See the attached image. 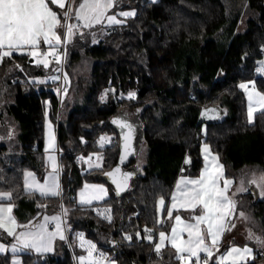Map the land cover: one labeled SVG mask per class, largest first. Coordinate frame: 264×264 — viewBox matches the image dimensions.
<instances>
[{
	"label": "trees",
	"instance_id": "trees-1",
	"mask_svg": "<svg viewBox=\"0 0 264 264\" xmlns=\"http://www.w3.org/2000/svg\"><path fill=\"white\" fill-rule=\"evenodd\" d=\"M127 10L136 15L117 26L84 29L83 39L75 36L61 65L53 62L45 69L27 54H14L0 63V191L12 192L15 218L27 224L37 216L61 214L63 205L68 209L64 219L77 257L82 251L76 248V235L83 231L116 264H179L170 246L162 249V258L157 256L144 227L156 230L151 235L155 240L160 231L170 229L171 221L163 216L171 193L180 175L200 174L201 149L206 143L224 165L227 177L235 184L245 181L248 188L235 199L236 211L253 218L250 230L264 237V195L256 200L249 192L253 184L248 183L252 172L264 170V111L250 122L247 93L240 87L254 78L260 61L264 0H117L112 13ZM243 22L244 29L239 30ZM62 66L68 84L60 101L59 79L51 77H60V70L54 69ZM255 88L264 93V80H255ZM130 92L135 93L133 98ZM209 106L221 107L224 118L199 124L202 109ZM47 108L61 151L57 197L27 193L24 187L25 171L35 172L40 179L47 172ZM127 108L141 109L136 119L147 155L130 189L119 197L99 175L118 163L120 136L111 121L121 114L130 119ZM101 133L115 144L103 146L98 140ZM98 153L103 155V166L88 168L85 157ZM135 165L136 159L128 167ZM85 183L106 185L110 197L99 204L80 205L77 194ZM161 197L165 206L160 221ZM95 205L111 206L113 223L94 216L91 207ZM237 219L238 215L233 222ZM234 230L226 231L220 252L233 244H249L255 255L248 264H264V247L248 237L237 238ZM0 241H9L1 230ZM11 258L0 254V264H11ZM22 261L73 264L66 241L53 254L25 253Z\"/></svg>",
	"mask_w": 264,
	"mask_h": 264
},
{
	"label": "snow or ice",
	"instance_id": "snow-or-ice-1",
	"mask_svg": "<svg viewBox=\"0 0 264 264\" xmlns=\"http://www.w3.org/2000/svg\"><path fill=\"white\" fill-rule=\"evenodd\" d=\"M62 10L58 12L54 10ZM117 6V0H0V62L5 57L11 58L14 53L27 54L35 58L37 65H42L45 69L55 62L56 65L62 64V59L67 54V45L73 41L77 35L83 39L84 29H92L97 25L121 24L120 17H134L135 11H120L110 14V10ZM75 20V23L69 21ZM62 30V31H58ZM93 42H95L94 33ZM46 46V50H41V45ZM63 48V51H61ZM19 67V65H16ZM22 70V69H21ZM59 71V67L54 69ZM258 72L264 74V61L260 62ZM59 76H52V80H58ZM249 85L252 86L249 90ZM240 87L248 94V117L251 122L252 113L255 110L254 104L264 108V93L255 89V81H248L240 84ZM66 93V89H65ZM129 98H133L135 93H128ZM215 109L205 110V112ZM119 125L124 138V154L120 159L123 161L126 155L132 150L131 142L135 129L126 119H116L113 121ZM49 127L51 125L49 124ZM105 138L101 137L103 145ZM54 143V138H49L48 148ZM205 166L200 175L195 178L181 177L176 185L175 191L171 193V206L167 208L168 219H173V211L179 212L180 209L190 210L189 219L194 222H186L181 215L174 216L175 224L171 227V235L164 231L159 232V242L154 245L157 256L162 258V249L166 246V241L175 249V258L180 264H209L213 253L220 247V241L226 230L235 227L233 219L236 215L245 221H253L245 212L236 211V201L229 196V189L234 181L224 174V166L219 162V157L210 152L209 146H203ZM52 161L53 171L45 178L44 183H40L35 174L25 171L24 187L26 190L39 192L41 197L60 196V185L56 162L54 156H49ZM83 159V157H81ZM89 159H91L89 157ZM99 159V157H98ZM186 162H190L186 159ZM99 166V165H97ZM111 177L112 183L116 185L117 195L128 186V178L132 173H123L119 167L107 172ZM245 181L241 179L238 191H246ZM248 183L261 189L264 195V170L252 172ZM106 189L102 184H85L79 193L81 204H90L93 200H100L106 195ZM7 200L9 203H0V229H3L9 236H12L16 243L11 245V252L15 257L18 251L24 249L34 250L37 253L53 251V242L58 237L66 240L64 234L63 216L68 214V209L61 205V214L44 216L39 223L29 221L28 224L20 225L12 215L14 205L11 191H0V201ZM159 209H164L165 200L161 197L158 201ZM40 207V205H37ZM200 211L197 214L196 209ZM109 211L108 209L105 210ZM100 214V213H98ZM111 221V216L105 217ZM254 222V221H253ZM49 224H54V230H49ZM17 228L24 231L17 232ZM151 230L145 229V232ZM187 233V239L184 238ZM139 235V233H137ZM76 239L79 246L86 252L78 259L80 264H115V261L103 253L99 252L96 244L84 238L83 233H78ZM126 239L131 240L130 236ZM149 241L153 239L151 235L146 237ZM248 239L264 247V237L256 235L250 229ZM7 246L0 244V252H6ZM201 253L204 254L202 259ZM252 255V249L246 245L243 248L233 246L219 256L216 264H246L247 259ZM194 258V260H193ZM13 264H20L18 259L13 260Z\"/></svg>",
	"mask_w": 264,
	"mask_h": 264
},
{
	"label": "crops",
	"instance_id": "crops-1",
	"mask_svg": "<svg viewBox=\"0 0 264 264\" xmlns=\"http://www.w3.org/2000/svg\"><path fill=\"white\" fill-rule=\"evenodd\" d=\"M145 1H148V2H157L158 0H145ZM53 8H54V10H57L56 8H55V6H53ZM114 9V8H113ZM113 9H111L110 10V14H113L112 13V10ZM127 11H132V10H127ZM120 12V11H119ZM128 18H131V17H128ZM117 19H119V20H122V21H124L125 19H127V18H125V17H120V16H117ZM73 21V23H75L76 21L73 19L72 20ZM122 24V23H121ZM117 25H120V24H113V25H105V26H109V27H112V26H117ZM97 26H99V25H97ZM256 89V88H255ZM249 90H251V89H249ZM257 91H259V92H261L259 89H256ZM261 93H263V92H261ZM248 105H249V101H248V94H247V108H248ZM254 108H255V110L253 111V113H252V119H251V122H253L254 121V117H255V115L256 114H258V113H260V112H262V111H264V108H260L258 105H255L254 104ZM131 119V118H130ZM58 145V148H57V150L55 151V150H52V151H48V152H45V150H44V153H45V164H46V166H47V172H46V174H45V176L42 178V179H40L38 176H37V174L35 173V172H33V171H28V172H32V173H34L35 174V177H36V179L40 182V183H44V180H45V178L48 176V174L50 173V172H52L53 171V169H52V161H50L49 159H48V157L51 155V156H54L55 157V162H56V171H57V173H58V182H59V185H60V188H61V170H62V168H61V163H60V155H61V151H60V148H59V143L57 144ZM213 155H216V154H214L213 153ZM219 162L221 163V161H220V159H219ZM222 164V163H221ZM204 166H205V160H204V158H203V167H202V169H201V171L203 170V168H204ZM224 166V165H223ZM224 174H225V176L227 177V174H226V170H225V167H224ZM200 175V174H199ZM198 175V176H199ZM190 177V178H195V177H198V176H195V177H193V176H189V175H185V174H182V175H180L179 176V178H178V180L181 178V177ZM229 178V177H228ZM231 179V178H230ZM177 180V181H178ZM233 181H234V179H232ZM177 183V182H176ZM234 183H235V181H234ZM234 183H233V185L231 186V188L229 189V196L232 198L233 196V192H234V188H235V186H234ZM85 184H88V185H93V184H101V183H85ZM104 187H105V189H106V195L102 198V199H100V200H93L92 201V203H90V204H81L80 202H79V193H80V191L84 188V186L81 188V190L78 192V194H77V201H78V203L80 204V205H82V206H90V205H94V204H99V203H102L103 201H105L106 199H108L109 197H110V192H109V188L106 186V185H104V184H102ZM25 191L27 192V193H31V194H37V195H39L40 196V194H39V192H35V191H32V190H26L25 189ZM173 191H175V188H174V190ZM48 197H52V196H48ZM57 197V196H56ZM233 199V198H232ZM11 202V201H10ZM0 203H5V204H7V203H9V201H7V200H3V201H0ZM12 203V202H11ZM165 206V205H164ZM171 206V200H170V203H169V205H168V208ZM167 210V209H166ZM199 211H200V209L199 208H197L196 209V213L198 214L199 213ZM187 213V214H186ZM176 214H179V215H181L183 218L182 219H184L186 222H194V221H191L190 219H189V217L191 216V211L190 210H184V209H180L179 210V212L177 213V211H173V219H168L167 218V215H166V211L164 212V216H163V218L165 217V220H169V221H171V226H172V224L174 225V216L176 215ZM12 215L14 216V207H13V209H12ZM53 215H60V213L59 214H52V215H43L42 217H41V220H40V222L43 220V217L44 216H53ZM184 215V216H183ZM15 217V216H14ZM16 219V218H15ZM16 221H17V219H16ZM18 222V221H17ZM32 222L33 223H37V221H35L34 219L32 220ZM39 223V222H38ZM18 224H20L19 222H18ZM28 224V223H27ZM20 225H24V224H20ZM54 225V224H53ZM62 227H63V229H64V226H63V224H62ZM1 231H3L6 235H7V237L9 238V241H6V242H3V241H0V244H3V245H6L7 246V251L6 252H0V254H10L11 256H12V258H11V264H13V260H14V258L15 259H18L19 260V262H20V264H23V261H22V255L23 254H25V253H34V254H37V255H46V254H53L55 251H56V249H57V247L59 246V244L60 243H62V242H64L65 240H60L58 237L54 240V242H53V251H51V252H46V253H37V252H35L34 250H30V249H24V250H22V251H18L16 254H15V257L13 256V253L11 252V245L12 244H14V243H16V241H15V239L12 237V236H9L3 229H0ZM25 229H23V228H17L16 229V231L17 232H20V231H24ZM54 230V229H53ZM227 231V230H226ZM226 231L223 233V235H222V237H221V241H220V244H221V242L223 241V237H224V235H225V233H226ZM64 234H65V229H64ZM184 238L185 239H187V233H184ZM167 246H170V244H168L167 242H166V246L165 247H167ZM164 247V248H165ZM163 248V249H164ZM172 248V247H171ZM175 251V250H174ZM218 251H220V248H219V250ZM215 253L216 252H214L213 253V257L209 260V264H210V262L211 261H214L215 263H216V258H215ZM79 255H84L83 253H81V254H79ZM201 255H204L203 253H201Z\"/></svg>",
	"mask_w": 264,
	"mask_h": 264
},
{
	"label": "rangeland",
	"instance_id": "rangeland-1",
	"mask_svg": "<svg viewBox=\"0 0 264 264\" xmlns=\"http://www.w3.org/2000/svg\"><path fill=\"white\" fill-rule=\"evenodd\" d=\"M58 12H62V10H59L57 9ZM245 21V19H244ZM71 23H73V21H71ZM244 26H245V22L242 23V25L240 26L239 30H243L244 29ZM58 31H62V30H58ZM42 46H44L43 49L46 50V46L42 44ZM42 46H41V50L43 51L42 49ZM62 51H63V48H62ZM14 54H17V53H14ZM13 54V55H14ZM6 58V57H5ZM31 59H35L33 57H31ZM1 63V62H0ZM60 72H61V69H60ZM125 111H127L128 113V116L129 118L131 119H136V116L138 115V112L141 111V109H137V108H127ZM58 120H59V117H58ZM49 124L51 125V127H49ZM50 135L51 137L54 138V143L52 144L51 147L48 148V151H52V150H57L58 148V135H57V131H56V126H55V123L53 122L52 118H51V115H50V109L47 108L46 110V113H45V120H44V150L46 147H48V144H49V138H50ZM206 144V143H205ZM203 144L202 145V149H201V155L202 157L204 158V151H203V146L205 145ZM208 145V144H207ZM209 146V145H208ZM209 149H210V152L211 154H213L210 146H209ZM146 155H147V152H146V149H145V146H144V142L143 140H141L139 138V140L137 141V157H136V165H135V168H136V171L137 170H142V168L144 167V165L146 164ZM89 157L91 159H89ZM99 157V159H98ZM84 161L86 162L87 164V167L88 168H100L103 166V161H104V158H103V155L102 153H98V154H95L93 156H88V157H85ZM206 163V162H205ZM99 165V166H97ZM245 185V184H244ZM234 192H233V199L235 200H239V197L242 192L244 191H238L237 189L240 187V182H237L236 184L234 183ZM255 186V185H253ZM246 189L248 188V186H244ZM256 187V186H255ZM260 195L261 194V189L260 188H257ZM162 213H163V209H159V220L161 221L162 220ZM187 214V213H186ZM184 216V215H183ZM182 217V216H181ZM37 219L35 221L40 222L41 218L39 216L36 217ZM183 218V217H182ZM175 222V220H173ZM250 222L251 221H245L241 218L237 219V222H234L235 223V227L234 228H231V229H235V236L237 238H240V239H246L248 237V231L250 229L249 225H250ZM175 224V223H174ZM173 226V224H172ZM171 226V227H172ZM171 227L170 229L168 230H162L164 231L167 235H171ZM184 235V234H183ZM151 242L153 243H158L159 242V233L157 235V238L155 240V238H153L151 240ZM167 242V241H166ZM247 246L249 248L252 249V255L247 259V262L246 264H248L249 262H251L253 259H254V255H255V248L252 246V245H249V244H244V245H231L229 248L233 247V246H236V247H240V248H243L244 246ZM171 247V246H170ZM260 247V246H258ZM227 248V249H229ZM227 249L224 251V252H220V251H217L215 253V258H216V262L217 260L219 259V256L223 253H225L227 251ZM175 250V249H174ZM81 255H78V258L80 257ZM80 263V262H79ZM116 264V263H115Z\"/></svg>",
	"mask_w": 264,
	"mask_h": 264
},
{
	"label": "water",
	"instance_id": "water-1",
	"mask_svg": "<svg viewBox=\"0 0 264 264\" xmlns=\"http://www.w3.org/2000/svg\"><path fill=\"white\" fill-rule=\"evenodd\" d=\"M31 62H33V59H31ZM206 109L207 110L215 109V112H212V111L205 112ZM224 115H225V111L219 106H209V107L203 108L201 113H200V116H199V124L217 123L224 118ZM116 119H126L129 123H131L133 125V127L135 129L133 139L131 142V146H132L133 151L130 154L126 155V157L123 161H121V159H120L121 155L124 154V151H125V149H124V138H123L122 132H126L127 130L121 129L118 124L113 123V121ZM111 124L117 130V132L119 133V136H120L119 159H118L117 165L113 169L119 167L121 169V175L123 173H132V175L128 178V186L123 191H121L119 193L118 196L120 197L130 189L132 180L137 176L136 168L135 167H128V166L137 157V141L139 140V138L142 139L143 134H142V129H141V125H140L139 121L137 119L135 120V119L125 118L123 116V114H121V116H119V117L112 119ZM112 170H110V171H112ZM110 171H107V172H110ZM107 172H105L102 175H99V178H102V179L108 181L111 185H113V187L115 188V191H116V185L112 183L111 177L106 175ZM249 192L255 196L256 200H258L260 198V193L255 186L251 185ZM116 193H117V191H116ZM146 228L151 230L150 232H147V233H150L152 236H154L156 234L155 229L150 228L148 226H145L144 230Z\"/></svg>",
	"mask_w": 264,
	"mask_h": 264
},
{
	"label": "built area",
	"instance_id": "built-area-1",
	"mask_svg": "<svg viewBox=\"0 0 264 264\" xmlns=\"http://www.w3.org/2000/svg\"><path fill=\"white\" fill-rule=\"evenodd\" d=\"M258 51L260 52V61L258 62V64L255 66V68L253 70L254 78L251 81H255L257 79L264 80V74H262V73H260V72L257 71V69L260 67V62L261 61H264V44L263 45H260L258 47ZM62 63H63V59H62ZM67 84H68V82H67V79H66V77H65V75L63 73V66H62L61 73H60V78H59V87H58V95H59V100L60 101L63 98L65 89L67 88ZM101 137H104L105 138V140L103 142V146H105V147L112 146L116 142L115 140L107 141L105 135L103 133H101L99 135V137H98V140L100 141V143H101ZM91 209H92V211L94 213V216H96L101 221H103L105 223H113V221H114V210H113V208L111 206H109V205H95V206H92ZM106 209H108L109 211L106 212L105 211ZM98 213H100V214H98ZM108 215L111 216V221H109L108 219L105 218ZM62 219H63V226H64V229H65V236L67 238L65 241L67 242V244L69 246V249L71 251L72 258H73V264H80L79 263V259H78V257L76 256V254L74 252V248H73L74 247L73 246L74 244H72L71 241H70V236H69V231L70 230L68 229V227L66 225L64 216L62 217ZM53 229H54V225L53 224H49V230H53ZM78 233H83L84 234V238L86 240L92 241L91 239H89L87 237V235H86L85 232L80 231ZM92 242L94 244H96L97 249L99 250V252H103L108 257V253L105 250L99 248L98 247V244L95 241H92ZM75 245H76V248L80 249L82 251V253L84 255H86V252L79 246V242H78L77 239L75 241ZM163 255H164V253L162 252V257H163ZM158 257H161V256H158ZM201 257L203 259L204 255H201ZM193 260H194V258H193ZM179 264H180V261H179Z\"/></svg>",
	"mask_w": 264,
	"mask_h": 264
}]
</instances>
